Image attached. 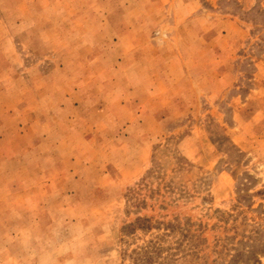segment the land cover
Returning <instances> with one entry per match:
<instances>
[{"label":"rangeland","instance_id":"obj_1","mask_svg":"<svg viewBox=\"0 0 264 264\" xmlns=\"http://www.w3.org/2000/svg\"><path fill=\"white\" fill-rule=\"evenodd\" d=\"M262 243L264 0H0V264Z\"/></svg>","mask_w":264,"mask_h":264},{"label":"trees","instance_id":"obj_2","mask_svg":"<svg viewBox=\"0 0 264 264\" xmlns=\"http://www.w3.org/2000/svg\"><path fill=\"white\" fill-rule=\"evenodd\" d=\"M262 245H264V243H262ZM248 252H251L252 253L253 251L248 250Z\"/></svg>","mask_w":264,"mask_h":264}]
</instances>
